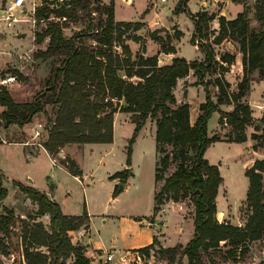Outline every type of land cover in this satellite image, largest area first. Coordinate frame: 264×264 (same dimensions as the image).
Here are the masks:
<instances>
[{
	"label": "trees",
	"instance_id": "16d2710c",
	"mask_svg": "<svg viewBox=\"0 0 264 264\" xmlns=\"http://www.w3.org/2000/svg\"><path fill=\"white\" fill-rule=\"evenodd\" d=\"M185 3L180 2L175 13L186 12L193 20L191 41L204 54V59L176 56L171 63L160 65L159 54L176 53L173 41L182 38L184 32L168 35L167 45L152 33L161 43L160 53L146 55L143 52L133 56L127 40L131 38V31L142 28V23L117 21L113 1L107 4L104 0H43L35 16L47 24L36 33V43L49 40L47 47L38 49L34 57L51 61L50 76L45 81V89L30 102L19 103L5 86L0 87V106L4 107L0 112V127L17 125L23 128L37 115H47V105L57 107L56 118L49 125L43 143L55 156L71 144L113 142L114 113H130L135 127L127 145V168L111 176L120 179L113 192L116 197L124 190L128 178L134 175L132 146L147 121L153 120L156 146L161 155L156 167V183L163 182L155 192L154 212L160 211L165 202L178 203L185 199L195 208L192 239L186 245L160 246V258L168 264H177L186 257L187 264H199L202 250L227 246L230 255L240 264L237 259L250 251L252 242H264V158L256 159L246 170L250 210L246 223L238 226L220 222L217 197L223 177L219 166L206 157V151L213 143L223 140L219 135L209 134L208 122L217 112L231 127L232 134L226 141L243 143L247 140L246 128L252 122V109L240 101L251 91L252 74L259 70L264 76V5L256 10L259 26L252 27L249 6L236 18L227 19L206 10L191 13ZM215 19L219 22L217 31L211 27ZM71 23H85L86 27L67 37L64 30ZM133 40L139 42L141 37L135 35ZM224 40L239 45L244 73L234 93L229 92V82L222 75L217 76L214 86L218 92L214 100L206 76L219 69L226 70L220 61L231 65L236 60L229 52L217 59L213 44H221ZM191 71L197 77L195 85L204 86L206 93L194 123L191 122L190 104L178 102L174 94L179 79L187 77ZM232 103H235L233 110H222V105ZM115 105H119L118 110H113ZM3 140L0 136V147ZM61 163L72 174L81 175L72 158L66 157ZM173 163L175 171L165 175ZM4 175L0 166V257L8 253L12 237L17 235L24 246L26 264H67L69 257H74V264H94L86 256L85 247L74 244L69 235L70 231L86 224V211L81 216L65 214L60 204L47 193L17 181L20 190L38 205L36 216H27L25 220L4 203L9 194ZM45 214L50 217L48 227L37 221L38 216ZM19 222L23 225L20 234L15 230ZM156 245L154 238L152 244L142 249L148 254ZM0 264L4 263L0 261Z\"/></svg>",
	"mask_w": 264,
	"mask_h": 264
},
{
	"label": "rangeland",
	"instance_id": "374dc122",
	"mask_svg": "<svg viewBox=\"0 0 264 264\" xmlns=\"http://www.w3.org/2000/svg\"><path fill=\"white\" fill-rule=\"evenodd\" d=\"M7 1L0 0V9L6 5ZM41 1L43 2V0ZM104 1L107 4H111L112 1L116 3L117 19H137L139 17L138 11L141 12L144 9L136 21L142 23V28L137 32L131 31L129 33L131 38L127 40L133 56H137L143 52L147 55L160 53L161 43L168 44L167 36H174L175 32L182 31L184 32L183 37L179 40H174L173 44L178 52V54L176 52V56L185 57L188 60H203L204 54L191 41L194 32V22L189 14L186 12L175 13V9L180 2H186L187 10L191 13L206 10L218 16H226L227 19L236 18L246 6H249L251 9L249 22L252 27L259 26L256 10L262 4L264 5V0H238L237 2H233L232 0H167L166 2H162L161 0H135L133 2L135 6H126L121 2L122 0ZM33 3L34 1L30 0L32 7ZM151 9L158 12L156 24L152 27L149 23L143 21L146 13L151 11ZM150 14L152 15L153 12ZM21 17L26 20H32L11 25L4 22L0 24V77L16 76V81L6 85L0 84V87L5 86L17 102L25 103L32 101L39 92L45 89V81L51 73V61H44L34 57L38 49H45L48 45V38L40 44L36 43V33L46 26L47 21L37 20L34 22L35 13H33L31 6L27 7L26 15H22ZM85 27V23H71L70 27L66 28L64 32L67 37H70ZM211 27L216 31L219 29L217 19L211 23ZM152 33L156 34V38L162 39L161 43L153 38ZM135 35L141 37L139 42L133 40ZM213 46L217 59H220V56L227 52L236 56L233 68L229 65L225 67L226 70L224 71L219 69L217 73L206 76L209 89L214 100H216L218 88L214 86L215 78L222 75L229 82V92L234 93L238 90V83L242 80L244 72L242 53L237 43L224 40L221 44H213ZM161 60L159 58L160 64H167L170 61L164 54H162ZM16 71L19 73H16ZM252 79L250 93L240 101L244 104H249L252 109V122L246 128L247 140L245 142L233 143L226 141L229 135L232 134L231 127L227 119L221 120L219 113H213L208 122L209 134L211 136L215 134L219 135L223 140L213 143L206 151V157L212 164L219 166L223 177V183L219 188L217 197V217L220 222H227L238 226H243L246 223L250 213L247 204L249 180L246 176V170L254 163L255 157L264 156V76L257 70L252 74ZM195 82L189 87L188 81L183 82L181 80L178 81L174 88V94L180 100L178 102H184L187 97L191 100L193 120L199 107L197 104L206 99L205 87L195 85ZM115 104L120 105L117 102ZM119 105H115L113 110H118ZM234 107L235 103L221 106L225 112L233 110ZM3 109L4 107L0 106V112ZM46 110L48 114L37 115L31 122L27 123V129L20 128L17 125H11L9 128L0 127V136L4 138L3 141L8 143L29 141L43 145L48 136L47 129L56 118L57 107L47 105ZM115 117L119 121L116 123L113 142L111 144H101V148H95L93 151H87L88 149H86L85 152L79 155L77 161L83 174L91 175L93 177L91 180L94 179L95 182L101 177V184H95L85 195L82 186L67 173L57 175L55 182L60 187V193L63 196L66 195L69 198H73L71 200H73L74 205H80L81 209L83 207L85 209L86 200L96 196L101 197V218L99 216L96 218L101 238L110 240L118 235L120 232L119 217L126 214L136 215L141 220L150 222L154 226L152 230L158 232L155 237L157 245L154 249H150L148 254L141 247L122 252L117 256L115 255L113 261L109 262H104L106 259L100 262L99 258L95 257V254L92 255L93 258L91 257L95 261L92 263L137 264L133 260L136 256H141L143 259L142 264H168L160 258L158 253L159 247H169L177 244L186 245L192 239L194 236L195 208L189 199H185L178 203L165 202L160 207V211L154 212L155 192L163 182L156 183V167L161 155L157 150L155 131L151 130L155 122L150 119L132 146L131 169L134 175L128 178L125 188L121 192L122 196L118 201H107L111 189V183H109L107 175L112 171L114 173L111 176H113L116 172L127 168V145L135 127L130 113L117 111L114 113V121ZM122 120L126 122H121ZM39 124L41 125L39 126ZM38 126L40 134L36 135L32 129ZM13 148L17 149V147L5 144L1 148L2 154H0L1 165L7 170V175H4V185L9 189V194L4 203L14 209L16 214L21 216V218L28 220L27 216H36L38 205L29 199L27 194L23 193L16 183L19 181L25 185L32 184L28 180L30 178L27 176L29 173L35 181H40L43 172L44 175L50 172V163L45 157L46 161L42 162L41 158L43 157H41L35 165L26 164V162L22 161L17 162L14 155L11 157L5 154L7 151H12ZM38 148L41 147L38 146ZM167 148L171 150L170 147ZM254 150L260 151V155L258 153V156H256ZM61 152L63 150L55 155L59 160H66V157L71 158L66 150L65 155L60 156ZM100 157L101 166H98ZM47 165L48 169H46ZM175 169L176 164L173 163L165 175H170ZM111 176L112 180L116 179L119 183V178ZM96 188H98L97 193ZM112 197L116 198L117 196L114 197L112 194ZM103 216L106 218L105 223L102 221ZM37 221L43 222L48 227L50 217L47 214L38 216ZM22 226L21 222H19L15 227V230L19 234L21 233ZM12 242L8 253L2 255L0 261L4 264H26L22 240L17 235H13ZM42 249L45 250L44 248ZM228 250L229 247L227 246L211 248L206 251L202 250L199 264H237ZM123 257L125 258V262H123ZM237 260H240V264H263L264 242H252L250 244V251ZM67 264H74V257H69ZM177 264H187V258L185 257L181 263Z\"/></svg>",
	"mask_w": 264,
	"mask_h": 264
},
{
	"label": "crops",
	"instance_id": "0c3cea01",
	"mask_svg": "<svg viewBox=\"0 0 264 264\" xmlns=\"http://www.w3.org/2000/svg\"><path fill=\"white\" fill-rule=\"evenodd\" d=\"M33 1H34L33 6L35 4L36 8L40 7L43 4V2L41 0H33ZM166 1H164V2H166ZM121 2L123 4H125L126 6H135V3H133V2H135V0H122ZM105 3H107V2H105ZM26 5H27V7L31 6V8H33L32 5L30 4V0L26 1ZM114 8H115V18H116V12L117 11H116V3L115 2H114ZM143 10L141 12L138 11L137 14L139 17L143 13ZM151 12H153L152 15L150 14ZM157 14H158V12L151 9V11L146 13L143 21L149 23L152 27L153 25L156 24L155 21H156V15ZM139 17L137 19H132V20H130V19L129 20H123V19H117V18H116V20L117 21L136 22L139 19ZM177 19H178V17H177ZM194 46L198 47L197 45H194ZM162 54H164L167 57V59L170 61H172V59L174 57H176V53L161 52L159 54L160 61H162L161 60ZM177 54H178V52H177ZM169 62H167V64ZM160 65H164V64H160ZM181 80L183 82L188 81L190 84L189 85V87H190L197 80V78L194 76V72L191 71V73L187 77L179 79V81H181ZM184 101H187L190 104L191 122L194 123L197 119L198 114H199V111H198L199 107L198 106L200 105V103H202L204 101L199 102L197 104L198 108H197L194 120L192 118V102H191V100H189L187 97ZM118 121H119L118 118L116 120V117H115L114 130L116 127V123ZM121 122H126V121L122 120ZM40 125L41 124H39V126ZM27 126H28V124H26L23 127V129H27ZM39 126L32 129L33 133L36 132V130H38L40 132ZM134 126H135V124H134ZM152 128L153 129H151V130L152 131L154 130L156 133V124L153 125ZM111 143H86V144H82V145L71 144V145H67L66 147H64L62 149L63 152H61L60 156L65 155V150H66V152L71 156V158L73 160H75V162L77 163V165L81 171V175H78V176L72 174L67 169V167L61 163V160H59L57 157H55L54 155L49 153V151H47L46 149L38 148V145L34 144L33 142L14 141V142L8 143L5 141L0 147V154H2L1 148L5 144L17 147V149L13 148L14 152H13V150L12 151L10 150V151H7L5 153L7 156H11V157H12V155H14L17 162L22 161V162H26V164L35 165L41 157H43V158H41L42 162L46 161L45 158L48 160V162L50 163V166H49L50 172L45 173V175L43 172L41 174L42 179H40V181H35V179L29 173L27 175L28 177H30V178H28V180H30L32 182V184H29V185H32V186L36 187L37 189L47 193L51 199L57 201L60 204V206H61V208L65 214L81 216V215H83V213L85 211L87 212L88 219H87L86 224L78 230L70 231L69 235H70L71 240L74 244H81L85 247V254L88 258L92 259L93 258L92 255L96 254L95 257H98L100 262L103 261L104 259H106V256L109 252H113L117 256V255H120L122 252H127L130 250H134V249H138V248H141L144 246H148V245L153 243L154 238L158 234V232H155L154 230H152V227H154V226L150 222L143 220V219L139 220V218L136 215H127L126 214V215H121L119 217L120 232L118 235H116L115 237H113L110 240H106L104 238H101L100 228L97 226V223H96V218L98 216L101 218V197L96 196L97 198L93 197L92 199L86 200L87 203L85 202L86 203L85 209H84V207H83V209H81L80 205H74L73 200H71L73 198H69L66 195L63 196L60 193V187H59L58 183L55 182V178L57 175H59V174L61 175V173H67L68 175L72 176L75 179V181L80 186H82V189H83V192L85 195L89 192L91 187H93L95 184H99V183L101 184V177H99L97 179V181L95 182L94 179L91 180L93 178L91 175H88L85 173L83 174V172L80 168V165L77 161H78L79 155L81 153L85 152L86 149H88L87 151H93L95 148H101V144H111ZM19 147H20V149H19ZM254 153L256 156H258V153L260 155L261 152L254 150ZM0 157H1V155H0ZM263 158H264V156H258V157H255L254 160L263 159ZM0 166L3 169L5 175H7V170H5L1 165V159H0ZM98 166H101V157L99 158ZM46 169H48V165H47ZM58 169H60V170L58 171ZM60 171H62V172H60ZM113 173L114 172L111 171L107 175V178L109 179V183H111V189L109 192L110 196H108L107 201H112V202L118 201L120 199V197L122 196V193H121L116 198L112 197L115 186L118 183V181L116 179L112 180L110 178V176ZM89 181H91V182H89ZM97 192H98V188H96V193ZM67 193H68V191H67ZM170 202L175 203L173 201H170ZM102 221H103V223L106 222L105 216H103ZM96 236H98V238H96ZM172 246H174V245H172ZM118 247H119V249H117ZM91 262H95V261L92 259Z\"/></svg>",
	"mask_w": 264,
	"mask_h": 264
},
{
	"label": "built area",
	"instance_id": "2783aa9c",
	"mask_svg": "<svg viewBox=\"0 0 264 264\" xmlns=\"http://www.w3.org/2000/svg\"><path fill=\"white\" fill-rule=\"evenodd\" d=\"M26 1L27 0H8L6 5L0 9V24L2 22H4L6 24L11 25L13 23H19V22H23V21L32 20V19L26 20V19L21 17L22 15L25 16L26 12H27ZM162 1L164 2L166 0H162ZM32 10H33V13H35V11H36L35 4H34ZM37 20H39V19H37L35 16V19H33V21L35 22ZM39 21H44V20H39ZM220 63L222 65H224L225 67L229 66V64L227 62L220 61ZM231 66L233 68L234 65L231 64ZM13 81H16V76L0 77V84L1 85H6V84L11 83ZM224 119L226 120V118H224ZM226 124H227V122H226ZM35 134L39 135L40 132L37 130L35 132ZM37 145L40 146L41 148L45 149L41 143H37ZM114 256H115V254L113 252H109L107 254L106 260L104 262L113 261ZM123 260H124L123 262H125V258ZM133 261H135L137 264H142L143 259L141 258V256H136ZM121 264H124V263H121Z\"/></svg>",
	"mask_w": 264,
	"mask_h": 264
},
{
	"label": "water",
	"instance_id": "95a60500",
	"mask_svg": "<svg viewBox=\"0 0 264 264\" xmlns=\"http://www.w3.org/2000/svg\"><path fill=\"white\" fill-rule=\"evenodd\" d=\"M50 197V196H49Z\"/></svg>",
	"mask_w": 264,
	"mask_h": 264
}]
</instances>
